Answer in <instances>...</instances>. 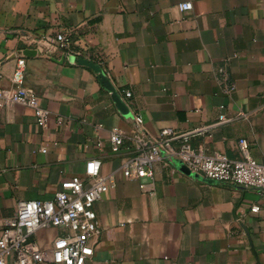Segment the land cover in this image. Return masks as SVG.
<instances>
[{
    "label": "crops",
    "instance_id": "crops-1",
    "mask_svg": "<svg viewBox=\"0 0 264 264\" xmlns=\"http://www.w3.org/2000/svg\"><path fill=\"white\" fill-rule=\"evenodd\" d=\"M184 2L191 12L179 11ZM70 31L74 51L104 71L124 110L92 69L24 54L34 50L27 38ZM20 58L24 85L49 120L41 129L31 108L0 109V219L21 201L53 199L90 160L101 161L102 176L118 171L133 155L135 115L153 135L213 125L192 136L194 147L236 160L245 139L264 164V0H0V90L17 89ZM219 68L235 83L231 95ZM115 128L125 135L117 153ZM263 204L259 190L158 165L153 177L106 186L87 264H264V211L252 213ZM59 232L40 231L37 240L48 244Z\"/></svg>",
    "mask_w": 264,
    "mask_h": 264
},
{
    "label": "built area",
    "instance_id": "built-area-1",
    "mask_svg": "<svg viewBox=\"0 0 264 264\" xmlns=\"http://www.w3.org/2000/svg\"><path fill=\"white\" fill-rule=\"evenodd\" d=\"M183 13L191 12L193 4L184 2L178 6ZM28 49L38 54L54 57L78 66L84 59L74 51L72 32L57 35L27 38ZM26 62H16L13 83L14 91L0 90V109L21 105L35 111L36 123L41 129L47 128L49 113L39 105V97L33 87L24 85ZM218 73L225 77L223 91L231 95L236 91L223 68ZM2 74L0 72V80ZM130 97L129 93H126ZM247 115L240 114V118ZM219 123L228 122L221 116ZM62 123V120H59ZM98 125V128H101ZM212 126H205L195 132L178 133L170 129L158 135L150 134L140 116L133 118L131 140L134 151L123 161L121 168L109 176L101 175L99 159L87 162L83 177L74 176L64 181L51 200H31L17 203L13 217L0 219V264H87L95 253L93 241L101 235V224L95 211V204L102 197L106 186L114 189L119 179L153 177L154 169L175 167L179 162L189 174L207 181L229 184L244 189L259 190L264 194V164L256 162L250 155V144L241 139L237 143L239 159L233 160L221 153L207 155L202 147H194L192 136L209 132ZM124 133L118 129L110 132L112 151H120ZM43 153L48 149L43 147ZM264 211V204L254 206L252 213ZM59 229L58 235L48 244L37 240L40 231Z\"/></svg>",
    "mask_w": 264,
    "mask_h": 264
},
{
    "label": "water",
    "instance_id": "water-1",
    "mask_svg": "<svg viewBox=\"0 0 264 264\" xmlns=\"http://www.w3.org/2000/svg\"><path fill=\"white\" fill-rule=\"evenodd\" d=\"M24 54L26 56L30 57V56L37 55V52L34 51V50H27V51H25ZM52 60L56 61V59H54V58H52ZM62 62H64V61H62ZM78 66L87 67V68L92 69L97 74V77L99 79L100 84L107 91L112 93L113 100L117 103L118 107L121 110H124V104H123V101H122L121 97L117 94L116 90L112 87L110 81L108 80L106 74L104 73V71L98 65H96L95 63H93V62H91L89 60L80 58L78 60ZM176 166L186 173V169L183 167V165L181 163L177 162Z\"/></svg>",
    "mask_w": 264,
    "mask_h": 264
}]
</instances>
